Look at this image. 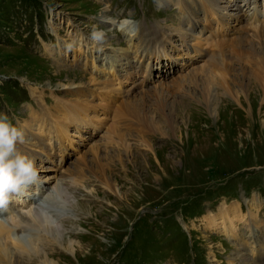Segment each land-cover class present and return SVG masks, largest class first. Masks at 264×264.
I'll list each match as a JSON object with an SVG mask.
<instances>
[{"label":"rangeland","instance_id":"1","mask_svg":"<svg viewBox=\"0 0 264 264\" xmlns=\"http://www.w3.org/2000/svg\"><path fill=\"white\" fill-rule=\"evenodd\" d=\"M219 1L0 0V116L62 233L48 262L264 264V14Z\"/></svg>","mask_w":264,"mask_h":264},{"label":"bare ground","instance_id":"2","mask_svg":"<svg viewBox=\"0 0 264 264\" xmlns=\"http://www.w3.org/2000/svg\"><path fill=\"white\" fill-rule=\"evenodd\" d=\"M203 1V0H202ZM180 2V1H179ZM255 7V6H254ZM193 7L191 6L189 8V10H191ZM255 10V8H253V11ZM187 12V11H186ZM254 13V12H253ZM215 15V14H214ZM254 23V22H253ZM247 26H249L247 24ZM247 26L245 27V29L247 28ZM243 28V27H242ZM259 28H263V26L258 25L254 27L255 30H258ZM244 29V30H245ZM263 35V36H262ZM199 36V35H198ZM214 36V35H213ZM256 39H261L262 37L264 38V32L262 30H259L256 32V34L253 36ZM262 38V39H263ZM245 40L242 39V36L238 37L236 39L237 43H243V41H246V38H244ZM216 41V39H215ZM196 43V42H195ZM239 45V44H238ZM262 50L260 51L262 54H264V44L260 43ZM217 46V45H215ZM222 46V45H220ZM242 46V45H241ZM220 51V49H219ZM222 52H219V55L217 57H214V59H210V61L213 62V64H209L208 67H210L211 72L214 71H222V67L223 64L220 61L222 58ZM215 56V55H214ZM212 66V67H211ZM226 67V66H225ZM223 68L224 70H226V68ZM206 72V71H205ZM205 74H210L209 72H206ZM195 79V78H194ZM210 79V78H209ZM193 80V79H192ZM195 81V80H194ZM262 81V80H261ZM239 82V81H238ZM237 82V83H238ZM199 83V82H198ZM211 83V82H210ZM108 84V83H107ZM240 86L242 88H244V86H242L241 83ZM209 88V87H208ZM241 88V89H242ZM109 89V88H108ZM115 89V88H114ZM210 89V88H209ZM230 89V88H229ZM227 92V91H226ZM230 92V91H229ZM210 93V92H209ZM207 92V95H205L206 100L205 102L208 103V107L212 102H215L216 97L215 96H211V93L209 94ZM223 94V93H222ZM160 97V96H159ZM212 98V99H211ZM218 98V97H217ZM205 99V98H204ZM219 101V100H218ZM56 190V191H55ZM55 193L58 191L55 188ZM57 194V193H56ZM53 195V194H52ZM51 194L48 195V199H50V197L52 196ZM54 196V195H53ZM52 196V198H53ZM42 196H40L41 198ZM46 198V200H47ZM31 203H32V199H28ZM55 200V199H54ZM26 204V203H25ZM38 205L34 208H36L35 210H33V213H31V211H27V212H23L22 214L14 215V217L11 218V220L9 222H4V221H0V264H22L21 262V257L24 258L25 256L23 255H15V253L12 250L18 251V249L21 248L20 251L26 252L27 253V257L26 259H28V261L32 260L29 259L30 257H34L33 261L35 263H47L48 261V253L44 252V250L42 251L40 246H37V241H42L43 239V232L44 233H48L50 234V238L54 240L55 243L60 242V238H62V233L59 232L58 230L52 229L51 224L52 221L49 218L48 215H45L47 213L44 214V212H46L45 210H43V205L44 204H35ZM52 212V211H51ZM55 212V211H54ZM27 213V214H26ZM49 213V212H48ZM56 215V214H55ZM60 215V213H59ZM228 217V216H225ZM242 219V218H241ZM226 221V220H225ZM216 223V222H215ZM57 228V227H56ZM27 232H30L31 234L35 235V241H21V240H15L17 238L23 239V234H29ZM16 234V235H15ZM47 234V235H48ZM72 234V233H71ZM23 235V236H21ZM27 235H25L27 237ZM46 235V236H47ZM21 236V237H20ZM49 237V236H48ZM29 238V237H27ZM33 238V237H32ZM59 245V244H58ZM68 247V249L70 248L68 245L66 246ZM64 249V248H63ZM252 251V249H250ZM52 251V250H51ZM246 256V252L243 253V257ZM13 259V260H12ZM25 259V261H26ZM21 261V262H20ZM27 262V261H26ZM47 264H52L51 261H49Z\"/></svg>","mask_w":264,"mask_h":264},{"label":"clouds","instance_id":"3","mask_svg":"<svg viewBox=\"0 0 264 264\" xmlns=\"http://www.w3.org/2000/svg\"><path fill=\"white\" fill-rule=\"evenodd\" d=\"M93 35L99 38L100 34ZM20 142L22 132L6 116H0V208L8 204L10 195L21 194L39 176L34 162L17 151Z\"/></svg>","mask_w":264,"mask_h":264}]
</instances>
